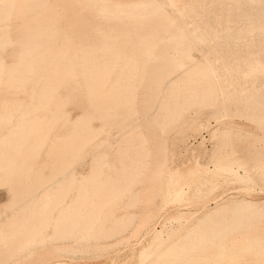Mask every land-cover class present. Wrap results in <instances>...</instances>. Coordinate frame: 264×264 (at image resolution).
Masks as SVG:
<instances>
[{"label":"rangeland","instance_id":"1","mask_svg":"<svg viewBox=\"0 0 264 264\" xmlns=\"http://www.w3.org/2000/svg\"><path fill=\"white\" fill-rule=\"evenodd\" d=\"M172 1L174 3L175 0H11L13 7L9 16L4 20L2 17L0 21L3 68L0 69V140H5L6 135L13 138L10 137L14 136L12 128L17 130L16 127L23 126L26 120L33 126L43 121V128L41 125L38 128L45 133L27 123L37 133H31L29 129L32 128L26 124L25 129L29 128L26 136H35L30 139L24 135L26 138L21 140L20 149L30 141L32 145L38 142L34 149L36 152L33 151L35 156L30 157L33 148L28 144L17 158L19 163L15 160L7 171L16 170L15 173L10 172L15 179L19 174L16 173L27 167L20 174L22 177L18 175L20 179L13 182L6 172L12 181L9 183L6 175H2L5 176L2 179L7 181L0 178V264H264V0H179L175 5ZM33 28L38 30H34L35 35ZM37 38L40 47L36 48L39 44ZM30 39L33 40L30 42ZM32 42L35 43L34 53L45 50V45L48 49L41 54L45 52L47 56L51 53L47 57L50 62L45 66L43 62L47 60L43 54V58L39 54V59H43H40L39 66L41 63L43 66L36 68L35 64L32 65L39 61L33 60L38 54L34 55L29 49H32ZM30 53L31 57L35 56L32 58L35 62L29 59ZM81 54L88 57L86 59L91 64L92 58H98V61L95 59L92 67L84 61L85 57L81 59ZM112 56L121 59L115 60ZM22 58L28 59L25 64L29 61L32 70L36 69L25 71L30 65L23 64ZM65 61L73 67L67 63L64 65ZM107 62L115 69L109 66L108 73L103 72L102 78L109 77L108 80L103 79L108 81L104 83L103 91L120 75L119 83L115 81L112 86L119 87L120 93L117 94L131 92L133 100L129 101V94V102L120 103L122 107L118 103V108L116 103L112 107L113 99H108L112 105H104L103 112L105 109L110 114L112 108H117L101 118L102 109L94 110L93 101L88 97L92 92L87 90L90 85L86 87L91 81L87 73L91 75L90 70L105 68ZM115 63L118 64L116 67L113 66ZM12 65L14 68L23 65L21 72L24 74H19L20 69H14ZM67 68L71 74L65 71ZM63 71L65 76L61 73ZM84 73L87 78L81 76ZM86 80L89 82L85 85ZM125 83L128 84V92H125L127 87L122 86ZM43 87H50L48 89L52 91L51 94L48 89L47 92L43 90L48 94V98L45 95L48 101L43 97L47 101L45 104L41 98L46 94L41 91ZM52 87L57 88L52 90ZM116 87L110 88V92L113 89V93L118 92ZM122 87L125 88L121 93ZM38 91L39 98L36 96ZM36 98H41L43 103ZM90 104L93 107L90 108ZM108 107H112L110 111ZM88 111L92 112L91 118ZM82 114H87L88 121V117L84 120ZM76 118L80 122L75 123V120L79 121ZM77 129L81 136L76 133ZM90 129L95 135L91 134L85 143L84 135ZM36 134L40 139H36ZM67 134L68 137L74 136L76 143H73L81 148L68 149L66 146L70 141L72 144L73 139L69 141ZM138 134L143 136H139L142 143L138 141ZM64 137L67 143L63 147L67 150L62 155L60 150L63 148L58 146L62 145ZM9 138L7 140H11ZM59 138L60 142L63 141L60 144ZM76 139L82 143L78 145ZM57 143L58 146L55 145ZM127 143L131 145L127 146ZM67 152L73 154L72 160L65 157ZM59 154L66 158L64 160H70L72 168H67L69 161L66 166L64 160V169L60 164L57 167L56 160H62ZM98 157L101 158L96 160ZM217 159L220 160L219 165L214 163ZM95 161H101L102 165ZM96 163L100 171L95 170ZM139 164L142 166L136 167ZM131 165H135L133 170L128 169ZM229 165L237 170V176L228 173ZM55 167L65 170V174L61 176L62 172ZM93 167L95 173L99 171L98 175L95 174L97 180L91 178ZM69 169H72V175ZM124 170L132 173L128 172L130 178ZM55 171L56 174L59 171V175L53 178ZM123 172L126 178H123ZM70 176L73 179L69 184L66 182ZM89 177L90 181L94 180L90 182ZM61 179L69 185L58 201L57 195L60 194L56 189L58 184L63 186ZM82 182L89 186H82ZM127 182L131 184L128 186ZM126 183L127 188L122 190ZM19 185L22 190L18 189ZM79 185L86 187L83 188L86 192L92 190H88L86 201H89L87 205L80 206L82 209L78 206L86 196L77 195L80 194L76 193ZM112 187L115 190L112 191ZM101 190L103 194L107 191L116 193V190L119 194L110 198L114 193L104 196ZM80 191L82 193L83 190ZM106 195L111 200L107 201L108 204L105 201L104 205L102 202L108 199ZM78 196H81V201ZM24 198H28L27 203L21 200ZM99 201L102 205L100 210ZM91 203L98 210L94 211L96 214L93 216L96 217L90 218V224L87 222L90 229L80 232L76 229L77 239L53 241L52 234L59 218L73 212L71 208L85 213L93 210ZM82 212L81 223L85 218L82 219ZM90 212L91 215L93 211ZM87 214L89 217L88 211ZM123 225L125 230L120 228ZM111 226L123 232L110 234ZM95 228L98 231L102 229L100 232L105 234L99 233L100 236L93 238ZM13 231L18 232L15 234ZM156 234L162 236L161 242L156 247H145L155 244L151 238ZM11 236L18 242L17 238L26 237L35 244L22 249L26 245L23 242L15 249L12 248L14 245L7 243ZM10 248L14 249L10 253H14L9 257Z\"/></svg>","mask_w":264,"mask_h":264},{"label":"bare ground","instance_id":"2","mask_svg":"<svg viewBox=\"0 0 264 264\" xmlns=\"http://www.w3.org/2000/svg\"><path fill=\"white\" fill-rule=\"evenodd\" d=\"M16 1H17V0H16ZM177 1H179V0H175L174 3L177 2ZM191 1H192V0H190V2H191ZM12 2H13V0H12ZM12 2H11V0H0V6H1V7H0V9H1V10H0V21L2 20V19H1L2 17H3V20H4V19H5V18H4L5 16H9L10 9L13 7V3H12ZM187 2H189V1H187ZM174 3H173V1H172V4H174ZM11 4H12V5H11ZM14 5H15V4H14ZM174 5H175V4H174ZM158 16H159V15H158ZM48 28H49V27H48ZM40 29H41V28H40ZM42 29H44V28H42ZM34 30H35V29L33 28V31H34ZM48 30H49V32H50V29H48ZM35 31H36V30H35ZM35 31H34V35H35ZM41 31H42V30H41ZM43 31H44V30H43ZM45 31H46V28H45ZM45 31H44V32H45ZM36 32H38V30H37ZM46 32H47V31H46ZM49 32H48V33H49ZM39 33H40V32H39ZM37 34H38V33H37ZM37 34H36V35H37ZM45 34H46V33H45ZM49 34H50V33H49ZM2 35H3V34H2ZM34 35H33V36H34ZM46 35H47V34H46ZM39 36H40V35H39ZM41 36H42V35H41ZM41 36H40V37H41ZM0 37H1V36H0ZM47 37H48V36H47ZM39 39H40V38H39ZM44 39H46V38H44ZM0 40H1V39H0ZM32 40H33V39H30V42H31ZM40 40H42V39H40ZM2 41H3V40H2ZM2 41H1V42H2ZM7 42H8V41H7ZM27 42H29V41L27 40ZM37 42H38L39 44L36 45V48H37L38 46L40 47V42L38 41V38H37ZM37 42H36V44H37ZM32 43H33V42H32ZM32 43H31V45H32V49H31V47H30L29 49L34 53V51H35V50H34V47H35V46L33 47V45H34L35 43H33V44H32ZM41 43H44V42L42 41ZM27 44H29V43H27ZM27 44H26V45H27ZM24 45H25V44H24ZM24 45H23V46H24ZM44 45H45V44H44ZM51 45H52V44H51ZM51 45H50V47H51ZM53 45H54V44H53ZM1 46L3 47V44H2ZM20 46H21V45H20ZM41 46H42V44H41ZM48 46H49V45H48ZM46 47H47V46L45 45V50L48 49V48H46ZM24 49H25V48H24ZM29 49H28V50H29ZM39 49H40V48H39ZM42 49H43V48H42ZM49 49H51V48H49ZM103 49H104V48H103ZM107 49H110V48H107ZM107 49H106V50H107ZM112 49H113V48H112ZM45 50H43V51H45ZM85 50H86V49H85ZM87 50H88V49H87ZM95 50H96V49H95ZM24 51H25V50H24ZM43 51H41V52H43ZM49 51H50V50H49ZM92 51H93V50H92ZM108 51H109V50H108ZM108 51H106V52L108 53ZM22 52H23V51H22ZM37 52H38V51H37ZM41 52H40L39 54H40V56L43 58L42 54L44 55L45 52L42 53V54H41ZM50 52H51V51H50ZM83 52H84V51H83ZM111 52H112V50H111ZM118 52H119V51H118ZM25 53H26V52H25ZM27 53H28V51H27ZM48 53H49V52H48ZM48 53H47V54H48ZM107 53H106V54H107ZM116 53H117V52H116ZM21 54H22V53H21ZM37 54H38V53H37ZM37 54H36V52L34 53V55H36V56H37ZM39 54H38L37 58H33V57H35L34 55H33V57H31V53H30V56H28L29 59H31V60H32V58H33V60H35V59L39 60L38 63L32 60L33 62H35V63H32V65L35 64V65H33V66H34V67L36 66V68H38L39 63H40V59H41V58L39 59V57H40ZM47 54H46V55H47ZM49 54H51V53H49ZM49 54H48V55H49ZM113 54H114V52H113ZM23 55H25V56L27 57L28 54H23ZM48 55H47V56L44 55V58L46 57L45 60H47V57H49ZM90 55H91V53H90ZM90 55L88 54L87 56L90 57ZM110 55H112V53H110ZM115 55H116V54H115ZM118 55H119V54H118ZM20 56H21V55H20ZM50 56L52 57V55H50ZM70 56H71V55H70ZM80 56H82L81 59L84 58V57H85V59L88 58V57H86V56H83V54H81ZM80 56H79V61H80ZM21 57H22V56H21ZM23 57H24V56H23ZM30 57H31V58H30ZM93 57H95V56H93ZM112 57H113V56H112ZM117 57H118V56H117ZM120 57H121V56H120ZM91 58H92V57H90V59H91ZM110 58H111V57H110ZM113 58H114V57H113ZM118 58H119V57H118ZM118 58H116V56H115L114 59L116 60V59H118ZM20 59H21V58H20ZM22 59H23V61H22L23 64H25V60H28L27 58H25V59L22 58ZM65 59L68 60V59H70V57H69V58L66 57ZM95 59L97 60L98 58H95ZM95 59L92 58L91 61H93V60L95 61ZM114 59L111 60V61H114ZM120 59H121V58H119L118 60H120ZM16 60H17V58L15 59V61H16ZM41 60H43V59H41ZM45 60H44V61H45ZM49 60H50V58H48L47 61L43 62V63H44V66H45V63L47 64V62H50ZM63 60H64V59H63ZM103 60H104V59H103ZM103 60H101L102 65L105 64V63L103 64V62H102ZM105 60H106V57H105ZM108 60H109V59H108ZM18 61H20V60H18ZM32 61H30V62H32ZM51 61H52V60H51ZM81 61L83 62V60H81ZM81 61H80V62H81ZM84 61H86V63H88L89 65L91 64V62H89L90 60H88V59H86V60H84ZM87 61H88V62H87ZM94 61H93V63H94ZM97 61H98V60H97ZM111 61H109V62L112 63ZM16 62H17V61H16ZM61 62H62V61H61ZM70 62H71V60H70ZM70 62L68 61V63H67V62L65 61L64 65H65L66 63L69 64ZM80 62H79L78 65H80ZM82 62H81V63H82ZM109 62H107L108 64L106 63L105 68L103 67V69H102L101 67H99V68L97 69V71H92V70H90V74H91V75H89V73L86 72V73L88 74V76H89V77H88L89 80H91V81L89 82V80H86L85 83H84V84L86 85V84H87V81L89 82L88 86H86V87H89V85H90V89H87V90H88V92H89L90 90H91V92H92V95H91V93H90V95H89L88 97H89L90 100L92 99V101H93V104H94V107H95V108H93V109H94V110H95V109H96V110H97V109H100V110L102 109V112H103V107H104V105H106L107 103H109L112 99H113V101H112V102H113V105L111 104L112 102L109 103V104H107V105L110 106V104H111L112 107H113L114 104L116 103V106H119L120 103H123V102H126V101L129 100V97H128V96H129V94L131 93V92H129V94H127V93H126V94H125V93L123 94V93H122V92H124L123 88H125V87L128 86V84H126V83H125L126 85H122V86H125V87H122V90H123V91H121V93H122L123 95H122V94H117V93H120V90L118 89L119 87H116V86H114V87H116L117 91H118V90H119V91H118V92L115 91V93H113V90H114V89H113V90H112V93L110 92L111 89L114 88V87L112 86V84H113L115 81H117L116 83H119V82H118L119 79L121 80V78H119L120 75L117 76V78H116V79H118V80H115L113 83L111 82L112 84L110 83V85H111L112 87L108 85L109 87H107V89L104 88V89H106V90L109 89L107 93H105L106 90H104L105 92L103 91L104 83H108V81L105 82V80H103L105 77L102 78V76H104V75H103V74H104L103 72L108 73L109 68L111 67V66H110L111 64H110ZM14 63H15V62H14ZM17 63H18V62H17ZM36 63H37V65H36ZM43 63H41L42 66H43ZM93 63H92V64H93ZM101 63H100V65H101ZM113 63H114V62H113ZM118 63H119V61H118ZM19 64L21 65L22 63L19 62ZM26 64H29V61H26ZM26 64H25V65H26ZM41 64H40V66H41ZM84 64H85V63L83 62V65H84ZM92 64H91V66L93 67L94 64H93V65H92ZM96 64H97V63H96ZM109 64H110V65H109ZM129 64H131V63H129ZM15 65H17V64H15ZM29 65H30V66H26L25 71L28 72V71L31 70V72H33L36 68H33V70H32V67H31L32 65H31V63H30ZM69 65H71V64H69ZM69 65H68L67 67H69ZM72 65H73V64H72ZM72 65H71V66H72ZM86 65H87V64H86ZM89 65H88V67H89ZM97 65H98V64H97ZM116 65H118V64L115 63L113 66L116 67ZM127 65H128V64H127ZM127 65L125 64V66H127ZM1 66H2V63H1V59H0V69H1ZM12 66H13V68H14V65H12ZM12 66H11V67H12ZM40 66H39V68H40ZM42 66H41V67H42ZM71 66H70V67H71ZM80 66H81V65H80ZM109 66H110V67H109ZM215 66H216V65H215ZM19 67H20V66H19ZM22 67H23V65H22ZM22 67H21V68H22ZM27 67H28L29 69H27ZM54 67H55V65H54ZM54 67H53V68H54ZM60 67H63V66H60ZM60 67H59V68H60ZM65 67H66V66H65ZM72 67H73V66H72ZM82 67H83V66H82ZM86 67H87V66H86ZM97 67H98V66H97ZM13 68H12V69H13ZM21 68L16 67V68H14V69H20V70H19V71H20L19 74H24V72H23V73L21 72V71H22ZM30 68H31V69H30ZM56 68H57V65H56ZM84 68H85V65H84ZM84 68H83V70L85 71ZM100 68H101V70H99ZM111 68H112V67H111ZM111 68H110V69H111ZM113 68H114V67H113ZM113 68H112V69H113ZM2 69H3V68H2ZM2 69H1V70H2ZM5 69H6V68H5ZM9 69H10V71L12 70L10 67H9ZM9 69H8V70H9ZM14 69H13V71H14ZM22 69H23V68H22ZM54 69H55V68H54ZM60 69H61V68H60ZM88 69H90V67H89ZM95 69H96V68H95ZM95 69H94V70H95ZM114 69H115V68H114ZM114 69H113V70H114ZM23 70H24V69H23ZM63 70H65V69H63ZM69 70H70V68H69ZM71 70H72V68H71ZM71 70H70V71H71ZM80 70H81V68H80ZM53 71H54V70H53ZM65 71H68V68H67V70H65ZM72 71H73V70H72ZM81 71H82V70H81ZM81 71H80V72H81ZM84 71H83V72H84ZM91 71H92V72H91ZM110 71H112V70H110ZM15 72H18V71H15ZM31 72H30V73H31ZM51 72H52V71H51ZM93 72H95V73H93ZM1 73H2V72H1ZM1 73H0V74H1ZM59 73H60V72H59ZM61 73H64V71L61 72ZM61 73H60L61 76H60L58 73H56V75L58 74V75L62 78L63 75L65 76V73H64L63 75H62ZM68 73L71 74L72 72H69V71H68ZM106 73H105V75H106ZM110 73H111V72H110ZM110 73H109V75H110ZM27 74H29V73H27ZM81 74H82V73H81ZM68 75H69V74H68ZM75 75H76V74H75ZM84 75H85V73H84L83 75H81V76L84 77ZM107 75H108V74H107ZM107 75H106V76H107ZM0 76H1V75H0ZM39 76H40V75H39ZM82 77H81V78H82ZM84 78H87V75H86V77H84ZM108 78H109V77H108ZM108 78H105V79L108 80ZM59 79H60V78H59ZM59 79H58V80H59ZM112 79H113V78H112ZM82 80H83V82H84L85 79L82 78ZM56 81H57V80H56ZM103 81H104V82H103ZM50 82H51V81H50ZM52 82H53V81H52ZM116 83H115V84H116ZM54 84H55V82H54ZM84 84H83V85H84ZM115 84H114V85H115ZM85 85H84V86H85ZM117 85L120 86V84H117ZM131 85H132V84H131ZM46 86H47V84H46ZM52 86H53V85H52ZM55 86H56V84H55ZM105 86H106V85H105ZM132 86H133V85H132ZM86 87H85V88H86ZM129 87H130V86H129ZM48 88H50V87H48ZM48 88H44V87H43L41 91H43V90L45 89V91L47 92V89H48ZM55 88H57V87H54V88L52 87L51 89L53 90V89H55ZM110 88H111V89H110ZM116 89H115V90H116ZM120 89H121V88H120ZM127 89H129V88H128V87L125 88V90H126L125 92H128ZM48 91H49L50 93L52 92V91H50L49 89H48ZM55 91H56V90H55ZM85 91H86V90H85ZM31 92H32V91H31ZM34 92H35V91H34ZM39 92H40V91L37 92L36 96L39 95V94H38ZM43 92H44V91H43ZM46 92H44V93H46ZM49 92H48V93H49ZM109 92H110V93H109ZM86 93H87V92H86ZM40 94H41V93H40ZM51 94H52V93H51ZM87 94H88V93H87ZM42 95H43V96H42ZM42 95H41V98H42V99H43V97H45V95H47V98H48V94H47V93H46V94H42ZM36 96H35V97H36ZM49 96H50V95H49ZM52 96H55V95H52ZM52 96H51V97H52ZM131 96L133 97V95L130 94V98H131ZM39 97H40V95H39L37 98H39ZM32 98H33V97H32ZM37 98H36V99H37ZM41 98H40V99H37V100H41L40 103L42 104V103L44 102V104H45V101L47 100V98L45 97L46 100L43 99L44 101H43ZM110 98H111V99H110ZM49 99L51 100L50 97H49ZM108 99H109L110 101H109ZM31 100H32V99H31ZM37 100H36V101H37ZM50 100H49V101H50ZM62 100H63V99H62ZM107 100H108L109 102H107ZM132 100H133V99L131 98V100H129V101L132 102ZM42 101H43V102H42ZM47 101H48V100H47ZM47 101H46V102H47ZM59 101H61V100H59ZM129 101H128V102H129ZM37 103H39V101H37ZM40 103H39V104H40ZM89 103H90V101H89ZM118 103H119V104H118ZM58 104L61 105V104H62V101H61V104H60V102H59ZM93 104H92V105H93ZM90 105H91V104H90ZM92 105L90 106V108L93 107ZM107 105H106L105 107H107ZM121 105H122V104H120V106H121ZM123 105H124V104H123ZM125 105H126V103H125ZM128 105H129V104H128ZM128 105H127V109H130V108H128ZM130 105H131V103H130ZM116 106H115V108H117ZM120 106H119L118 108H120ZM105 107H104V108H105ZM112 107H108L107 109L110 111L109 108H112ZM121 107H122V106H121ZM129 107H130V106H129ZM58 108H59V107H58ZM58 108H57V110L60 111L61 106H60V109H58ZM115 108H112V109H115ZM112 109H111V113H112ZM94 110L92 111L93 114L95 113ZM117 110H118V109H117ZM173 110H174V108H173ZM173 110H172V111H173ZM9 111H10V110H9ZM104 111H105V112H103V113L100 115V117H101L103 114L106 113V110H105V109H104ZM168 111H169V110H168ZM57 112H58V111H57ZM57 112H56V113H57ZM88 112H89V111H88ZM92 112H89L91 115L87 113L88 115H90V118L92 117ZM99 112H100V111H99ZM170 112H171V111H170ZM97 113H98V112H97ZM97 113H96V114H97ZM111 113H110V114H111ZM172 113H173V112H172ZM172 113H170L171 116L174 115V113H173V115H172ZM57 114H58V113H57ZM87 114H85V115L82 114V116L84 115V116H83V117H84V118H83L84 120H85ZM96 114H95V115H96ZM106 114H107V115H110V114H108V113H106ZM106 114L104 115V117H107ZM175 114H177V113H175ZM10 115H11V114H10ZM21 115H22V114H21ZM6 116H7V115H6ZM6 116H5V118H7V117L9 116V113H8V116H7V117H6ZM60 116H61V115H60ZM98 116H99V115H98ZM1 117H2V116H1ZM1 117H0V118H1ZM53 117H54V116H53ZM87 117H88V116H87ZM167 117H168V116H167ZM3 118H4V116H3ZM79 118H80V116H79ZM93 118H94V117H93ZM98 118H99V117H98ZM101 118H103V117H101ZM170 118H171V117H170ZM172 118H173V117H172ZM49 119H50V118H49ZM62 119H63V118H62ZM76 119L79 120L78 118H76ZM80 119H82V118H80ZM87 119H89V117L86 118V120H87ZM22 120H25V119H22ZM28 120H29V119H28ZM32 120H33V119H32ZM36 120H37V119H35L34 121H36ZM51 120H52V118H51ZM84 120H82V122H83ZM90 120H91V119H90ZM172 120H173V119H172ZM3 121H4V120H3ZM30 121H31V119H30ZM34 121H33V122H34ZM46 121H47V120H46ZM87 121H88V120H87ZM87 121H86V122L84 121V122H85V125L88 124ZM169 121L171 122V119H170ZM42 122H43V121H42ZM42 122H41V124H42ZM48 122H50V121H48ZM76 122H80V120H79V121H76V120H75V123H76ZM84 122H83V123H84ZM18 123H19V122H17V124H18ZM27 123H28L29 125H32V124H31L32 122L29 123V122L26 120V121H24V124H23V121H22L23 126H19L18 128L16 127L17 130H15V129L12 128V130H13V135H14V136H10L11 134H8V136L13 137V138L6 137L7 135L5 136V135L3 134V137L5 136L4 138H6V139H5V140H4V139H3V140H0V170H1V171L3 170V171L5 172V174H4V172L2 171L3 174L1 173V177H0L1 179L5 177V176L3 177L2 175H6L7 173H9V175L11 176V178L13 177V175H11V173H12V172L15 173L16 170H15V171H12V170L10 169L12 172H11V171H10L11 173H10V172H7V171L9 170V168H10V164H12L13 162H15V160L18 161L17 158H18V159L20 158V157H19V156H20V153L24 150V148H27V147H28V144H31L29 147H30V148H33V149H31L32 154H30V157H32V155H33V151H34V149H35V145H36V144L38 145V142H37L35 145L33 144L34 147H31V146H33V145H32V142H31V141L29 142V140H27V141L29 142V143L27 144V146H25L26 143L24 142V143H25V144H23L24 147L22 146L21 149H20V144L23 143L21 140L24 139V138H26V137H28V136H26V134H28V131H26V130L29 129V128L25 129L26 126H27V127L29 126ZM35 123H36V122H35ZM35 123H33V124L36 125ZM103 123H104V122H103ZM17 124L15 123V126H18ZM19 124H21V123H19ZM22 124H21V125H22ZM26 124H27V125H26ZM37 124H38V125H36V126H33V125H32V126L38 128V127L41 125V124L38 123V122H37ZM79 124H80L79 126H81L82 123H79ZM25 125H26V126H25ZM46 125H47V124H46ZM76 125H77V124H76ZM76 125H75V126H76ZM32 126H29V127L32 128ZM75 126H74V128H75ZM82 126H83V124H82ZM82 126H81V127H82ZM40 127H42V125H41ZM45 127H46V126H45ZM81 127H78V126H77V128H79V129H81ZM83 127H84V126H83ZM89 127H90V126H89ZM42 128H43V127H42ZM74 128H73V129H74ZM84 128H85V127H84ZM34 129H35V128H34ZM39 129H40V128H38L37 130H39ZM46 129H48V128H46ZM75 129H76V128H75ZM9 130H10V129H9ZM29 130H30V131L32 130L31 133H33V132H35V131H36V133H37V130H34V131H33V128H32V129H29ZM81 130H82V129H81ZM85 130H86V129H85ZM30 131H29V132H30ZM39 131H40L41 133H43L42 131H44V130L42 129V131H41V130H39ZM77 131H78V132H77ZM93 131H94V130H93ZM93 131H91V129H90V131H89L88 133L86 132L87 134H89L88 136H87V134L85 133L86 136L84 135V137H85V138L87 137L86 139L83 137L84 140H85V143H86V140H87V139L91 138V137H89V136H91V134H92V135H95V134L92 133ZM11 132H12V131H11ZM11 132L9 131V133H11ZM25 132H27V133H25ZM40 132H38V133H40ZM46 132H47V131H46ZM90 132H91V133H90ZM128 132H129V131H128ZM41 133H40L39 135L42 136V135L45 133V131H44L43 134H41ZM73 133H75V132H73ZM76 133H77V134L80 133L79 135L81 136V131H79L78 129L76 130ZM5 134H7V133H5ZM29 134H30V133H29ZM77 134H76L75 136H77ZM83 134H84V133H83ZM24 135H25L26 137L23 138ZM31 135H32V136L29 135L28 138L33 139V138H31V137H33V135L35 136V134H31ZM125 135H126V134H125ZM36 136H37V134H36ZM65 136H66V135H65ZM68 136H69V134H67V137H68ZM129 136H130V134H129ZM129 136H128V137H129ZM139 136H140V137H143V136L138 134V141L140 140L139 142L142 143L143 140H141ZM43 137H44V136H43ZM72 137L74 138V136H72V135H70V137H68V138H70L69 141L73 139ZM88 137H89V138H88ZM128 137H127V138H128ZM7 138H9V139H11V140H7ZM35 138H36V137H34V140H35ZM71 138H72V139H71ZM77 138H79V140H80V137H79V136H77ZM83 138L81 137V139H83ZM129 138L131 139V137H129ZM1 139H2V138H1ZM36 139H40V138H38V136H37ZM60 139H61V138L57 139L58 142H59V144L63 142V141L60 142ZM64 139H65V140H64ZM64 139H63L64 142L62 143V145H60V146H62V147L58 146V143L55 144V145H57L59 148H63V150H62V149H61V150L59 149V150L63 153L62 155H65V151L67 150V148H68V149L71 148V150H72V149H74V148H76V147H77V148L80 147V146L78 147L77 144H76V145L74 144V143H76L74 139L72 140V144H74V147H72L71 141L68 142V145L71 144V147H69L70 145H69V146H68V145L66 146V143H67V142H66V138L64 137ZM143 139H144V138H143ZM25 140H26V139H25ZM34 140H32V141H34ZM77 140H78V139H76V141H77ZM79 140L77 141L78 145H79L80 143H82V140H81V142H80ZM128 140H129V139H127V142L129 143ZM73 141H74V143H73ZM130 141H131V140H130ZM34 142H35V141H34ZM42 142H43V141H42ZM65 142H66V143H65ZM128 143H127V146H130L131 144L129 145ZM130 143H132V142H130ZM63 144L67 147L66 149H65V147H63V146H64ZM83 144H84V142H83ZM83 144H81V145H83ZM99 144H101V143H99ZM99 144H98V145H99ZM139 144H140V143H139ZM37 145H36V147H37ZM22 148H23V149H22ZM80 148H81V147H80ZM36 149H37V148H36ZM27 150H28V149H27ZM27 150H25V152H28V151H29V150H28V151H27ZM57 150H58V148H57ZM57 150H55L54 152L57 153ZM64 150H65V151H64ZM75 150H76V149H75ZM75 150H74V151H75ZM37 151H38V149H37ZM72 151H73V150H72ZM72 151H68V152L71 153ZM76 151H77V150H76ZM25 152H24V154H25ZM34 152H36V150H35ZM68 152H67V154H69ZM143 152H144V151H142V153H143ZM22 153H23V152H22ZM30 153H31V152H30ZM56 153H55V155H57ZM145 153H146V151L144 152V154H145ZM26 154L29 155V153H26ZM67 154H66L65 157H66L67 159L72 160L71 157L73 156V154H72V155L69 154L70 156H68ZM103 154H104V153H103ZM21 155H22V154H21ZM62 155H60V154L58 155V156L60 157V159H62V160L59 161V159H58L59 157H57L58 160L55 159V160L57 161V162H56V161H55V162L57 163V167H58V164H60L59 166L63 168V167H64V164H63V163H64V162H63L64 159H63V158H65V157L63 156V158H62V157H61ZM141 155L143 156V154H140V156H141ZM145 155H147V154H145ZM34 156H35V155H33V157H34ZM142 156H141V157H142ZM22 157H23V155H22ZM25 157H26V156H25ZM68 157H69V158H68ZM138 157H139V156H138ZM141 157H140V158H141ZM145 157H146V156H145ZM66 158H65V159H66ZM74 158H75V157H74ZM100 158H101V157H100ZM100 158L98 157V158H96V160H97V159L99 160ZM24 159H25V158H24ZM21 160H22V159H21ZM70 160H68L69 163H68V161L64 160L66 166H68V164H69V166H68L67 168H69V167L72 168V165H71ZM22 161H23V160H22ZM58 161H59V162H58ZM20 162H21V161H20ZM60 162H62V163H60ZM95 162H97V161H95ZM99 162H100V163H99ZM137 162H138V161H137ZM137 162H136V163H137ZM16 163H17V162H16ZM16 163H15V165H16ZM18 163H19V161H18ZM23 163H25V161H24ZM67 163H68V164H67ZM97 163L100 164V165H102L101 161H98ZM97 163H96V167L94 166V167H95V170H96V169H99V168H97V167H98ZM140 163H144V162H140ZM214 163H215L216 165H219L220 160L217 159V160L214 161ZM61 164H63V166H61ZM94 164H95V163H94ZM144 164H145V163H144ZM12 165H14V164H12ZM70 165H71V166H70ZM100 165H99V166H100ZM139 165H140V164H139ZM145 165H146V164H145ZM216 165H215V166H216ZM133 166H135V165L128 166V167H130V168H128V169H132V170H133V168H134ZM141 166H142V165H140V166H136V167L139 168V167H141ZM94 167H93V170L91 171L92 175H93V172H94ZM12 168H13V166H12ZM26 168H27V167H25V169H26ZM67 168H66V169H67ZM100 168H101V166H100ZM138 168H137V170H138ZM142 168H145V167H142ZM227 168H228L227 171H228L229 174H233V175H236V176L238 175V174H237V170H234V169H233V166L231 167V166L229 165V167H227ZM13 169H14V168H13ZM21 169H22V168H20V170H21ZM23 169H24V168H23ZM23 169L21 170V172L18 171L16 174L19 173L18 175H20L22 172H25V171H24L25 169H24V170H23ZM55 169H58V168L55 167ZM63 169H64V168H63ZM124 169H127V168H124ZM128 169H127V170H128ZM58 170L62 172V174L60 173L61 176H63V175L65 174V173H64L65 170H61V168H59ZM67 170H68V169H67ZM70 170L72 171V169H69V171H68L69 173H71ZM139 170H140V169H139ZM222 170H223V168H222ZM59 171H58V172H59ZM99 171H100V169H99ZM99 171H98V173H99ZM124 171H125V170H124ZM6 172H7V173H6ZM58 172H57V174H56V171H55L54 174H56V175L53 174V178H55L54 176H58V175H59ZM96 172H97V171H96ZM125 172H126V171H125ZM128 172H129V174H132V173H130V171H128ZM128 172H126V173L128 174ZM131 172H132V171H131ZM133 172H134V171H133ZM63 173H64V174H63ZM98 173H95V172H94V175H93V176L91 175V178L94 177V179H96V178H95V174L98 175ZM16 174H14V176H15ZM22 174H23V173H22ZM22 174H21V175H22ZM67 174H68V173H67ZM123 174H124L123 176H125V173H124V172H123ZM129 174H128V177H127V175H126V176L123 177V178H126V177H127V178H130V177H129ZM135 174H136V173H135ZM7 175H8V174H7ZM7 175H6V177H7L6 179L9 178V176H7ZM18 175L15 176V179H20V176H21V175H20V176H18ZM70 175H72V173H71ZM97 175H96V177H97ZM17 176H18L19 178H18ZM61 176H59V177H61ZM88 176H90V174H89ZM88 176H86V177L88 178ZM130 176L132 177V175H130ZM21 177H22V176H21ZM59 177H57V178H59ZM68 177H69V176H68ZM70 177H71V178H69V179L67 178L68 181H67V179H66V181H67L66 183H68L70 179H73V178H72L73 176H70ZM13 178H14V177H13ZM13 178H12V179H13ZM53 178H52V179H53ZM84 178H85V177H84ZM1 179H0V180H1ZM6 179H5V181H7ZM12 179L9 178V179H8V182L10 183V182L12 181ZM15 179H13V182L15 181ZM21 179H22V180H25V179H23V178H21ZM82 179H83V178H82ZM94 179H91V181L94 180ZM2 180H3V179H2ZM22 180H20L21 183H22ZM55 180H56V179H54V181H52V180H51V181H52V182H55ZM57 180H58V179H57ZM79 180H81V179H79ZM79 180H78V181H79ZM87 180H88V179H87ZM96 180H97V179H96ZM99 180H100V179H99ZM124 180H125V179H124ZM124 180H123V181H124ZM130 180H131V179H130ZM132 180H133V179H132ZM132 180H131V181H132ZM3 181H4V180H3ZM5 181H4V182H5ZM61 181H62V183H63V186L60 185V184H58V185H59V188H60V189H59V188H58V189H59L60 191H59L58 189H56V190H57V193L60 194V195H57L58 198H59L60 196H61V198H62V196H64V194H65V190H66V188H68V185L70 184V182H69V184L67 185L62 179H61ZM61 181H59V182L61 183ZM73 181H74V180H73ZM83 181H85V179H83ZM89 181H90V177H89ZM89 181H87V182H88L87 184H89ZM91 181H90V182H91ZM128 181H129V180H128ZM131 181H130V182H131ZM13 182H12V183H13ZM71 182H72V180H71ZM95 182H96V181H95ZM99 182H100V181H99ZM130 182H129V183L127 182V183H128V186H129V184H131ZM21 183H20V185H21ZM56 183H58V181H57ZM64 183H65V184H64ZM83 183H84V182H82V186H87V185H85L86 182H85L84 185H83ZM93 183H94V181H93ZM93 183H91V184H93ZM104 183H105V182H104ZM124 183H125V181H124ZM124 183H123V184H124ZM127 183L125 184L126 186H124V188H123L122 190H124L125 187L127 188ZM16 184H17V183H16ZM171 184H172V183H171ZM20 185H19V186H20ZM77 185H78V184H77ZM77 185H76V186H77ZM80 185H81V183H80ZM80 185L78 186V188H79L78 191H79V192H76V193H80V194H77V195H82V198H85V196H86V198H85V200L83 199L82 203L80 202L82 205H81V204H80L79 206L77 205L79 208H81L80 206H83V204H84V205H87L86 202L89 201V200L86 201V199L89 197V194H88L89 192H88V190L92 192V190L88 189V190H87L88 193H87V192L85 191L86 189H83V188H86V187H81ZM93 185H94V184H93ZM95 185H96V184H95ZM95 185L92 186V187H96ZM98 185H99V183H97V188H96L97 191L99 190ZM32 186H33V185H32ZM32 186H31L32 191H34V188H35V187H34V186L32 187ZM60 186H61V187H60ZM88 186H89V185H88ZM88 186H87V187H88ZM9 187H10V185H9ZM13 187H14V186H13ZM21 187H22V186H20V188H18V189L22 190ZM80 187H81L82 189H80ZM92 187L90 186L91 189H92ZM61 188H62V189H61ZM78 188H77V189H78ZM112 188H113V187H112ZM13 189H14V188H13ZM18 189H17V193L20 194L21 191L18 190ZM102 189H103V188H102ZM116 189L119 190L118 188H116ZM35 190L38 191V188H36ZM80 190L85 191V192L82 191V193H86V194H88V195H86V194H85V195L82 194ZM106 190H107V189H105V191H106ZM108 190L111 191L110 188H108ZM113 190H115V188H113L112 191H113ZM117 190H116V193H117ZM175 190L177 191L178 189H175ZM175 190H174V191H175ZM18 191H20V192H18ZM25 191H26V190H25ZM32 191H31V193H32ZM41 191L43 192L44 189L42 188ZM41 191H40V192H41ZM76 191H77V190H76ZM93 191H94V188H93ZM110 191H109V192H110ZM119 191L122 192L121 190H119ZM119 191H118L117 194H119ZM11 192H12V191H11ZM38 192H39V191H38ZM94 192H96V190H95ZM102 192L104 193V191L101 190L100 193H102ZM109 192L107 191L105 194H107V193H109ZM114 192H115V191H114ZM114 192H112V193L110 192V193L113 194ZM15 193H16V192H15ZM15 193H13V194H15ZM17 193H16V196H18ZM31 193H30V194H31ZM33 193H35V192H33ZM33 193H32V194H33ZM55 193H56V191L54 192V194H55ZM57 193H56V194H57ZM103 193H102V194H103ZM116 193H114L113 196L111 195L110 198L117 196ZM175 193H176V195L178 194L177 192H175ZM35 194H36V193H35ZM105 194H103V195L105 196ZM115 194H116V195H115ZM136 194H137V193H136ZM83 195H84V197H83ZM103 195H99V196H101V199H104V197L102 198ZM174 195H175V194H174ZM14 196H15V195H14ZM16 196H15V197H16ZM30 196H31V195H29V197H30ZM32 196H34V195H32ZM48 196H49V195H48ZM48 196H46V198H48ZM55 196H56V195H55ZM87 196H88V197H87ZM106 196H107V195H106ZM108 196H109V195H108ZM108 196H107V198H108L107 200H104V201L102 200L103 202L101 201L102 204H103L105 201H106V203H107L108 200H111ZM18 197H19V196H18ZM20 197H21V196H20ZM80 197H81V196H80ZM80 197L78 196L77 198L80 199ZM95 197H96V196H95ZM97 197H98V195H97ZM134 197H136V196H134ZM16 198H17V197H16ZM58 198H57V200L60 201V198H59V199H58ZM77 198H76V199H77ZM13 199H14V198H13ZM19 199H20V198H19ZM19 199H18V200H19ZM26 199H28V198H26ZM26 199L24 198V199H21V200L25 201ZM29 199H32V197H30ZM54 199H55V201H56V197H54ZM54 199H52V200H54ZM96 199H97V198H96ZM98 199L101 200L100 197H99ZM98 199H97V200H98ZM105 199H106V198H105ZM133 199H135V198H133ZM39 200H40V199H39ZM39 200H38V201H39ZM61 200H62V199H61ZM81 200H82V199H80V201H81ZM97 200H96V201H97ZM28 201H29V200H28ZM62 201H63V200H62ZM62 201H61V202H62ZM76 201H77V200H76ZM84 201H85V202H84ZM96 201H95V202H96ZM18 202H19V201H18ZM29 202H30V201H29ZM29 202H28V203H29ZM61 202H57V203H61ZM95 202H94V203H95ZM22 203H23V202H22ZM25 203H27V200H26ZM25 203H24V204H25ZM85 203H86V204H85ZM96 203H98V202H96ZM106 203H104V205H105ZM18 204H19V203H18ZM91 204H92V203H91ZM107 204H108V203H107ZM19 205L22 206V204H19ZM99 205H100V201H99ZM99 205H98V208L102 206V205H100V206H99ZM104 205H103V206H104ZM69 206H70V205H69ZM77 206H75V209L77 208ZM92 206L94 207L93 210H87L88 213H89V217H88L87 211H86V213H85L83 210H82V211H83L84 213L81 211L83 214H85V215L87 214L86 216H84V215L82 214V219H83V217H85L84 220L81 219V220H82V223L79 221L80 216H81V214H80L81 212H80V211H77V210H79L78 208H77L76 210H73V208H71L73 212L70 211V213H69V214L67 213V215L63 214V217L59 218V220H58V217H57L56 220H58V221H57V222H58V225H55V230H54V233L52 234V235H53V236H52V237H53V241H57L58 239L60 240V239H63V238H66V239H69V240H71V239H77L76 229L79 230V232L82 231V230L84 231V229H90V228H87V226H88V225H87V222H89V224H90V221H89V220L92 219L91 217L93 216V213H94V215L96 214L94 211H96V209H97V206H96V208H95V205L92 204ZM92 206H91V207H92ZM18 207H19V206H18ZM25 207H26V206H25ZM84 207H85V206H84ZM84 207H83V209H84ZM23 208H24V207H23ZM23 208H22V209H23ZM51 208H52V207H51ZM51 208H50V209H51ZM66 208L69 209L68 204H67V207H66ZM66 208H65V209H66ZM101 208H102V207H101ZM12 209H13V208H12ZM81 209H82V208H81ZM88 209H91V208H88ZM94 209H95V210H94ZM17 210H18V209H17ZM19 210H21V208H19ZM97 210H98V209H97ZM99 210H100V208H99ZM90 211H93L91 215H90V213H91ZM49 212H50V211H49ZM67 212H68V211H67ZM96 212H97V211H96ZM46 215H47V214H46ZM58 215H59V214H58ZM64 215H65V216H64ZM133 215H135V214H133ZM133 215H132V216H133ZM59 216H61V215H59ZM132 216H131V218L134 219V217H132ZM86 217H87V218H86ZM94 217H96V216H93V218H94ZM90 218H91V219H90ZM131 218L129 217L130 220H131ZM201 218H202V217H201ZM201 218H199V219H201ZM204 219H205V218H203V220H204ZM207 219H208V218H207ZM30 220H31V219H30ZM204 221H205V220H204ZM204 221H203V222H204ZM208 221H209V220H208ZM57 222H56V224H57ZM115 222H116V221H115ZM127 222L130 223L129 220H128ZM195 222H196V221H195ZM200 222L202 223V219L200 220ZM200 222L197 221V224H198V223L200 224ZM19 223H20V222H19ZM92 223H94V222H92ZM204 223H205V222H204ZM206 223H208L207 220H206ZM47 224H48V223H47ZM124 224H125V223H124ZM91 225H92V224H91ZM125 225H126V224H125ZM24 226H25V225H24ZM115 226H116V224H115ZM28 227H29V226H28ZM111 227H112V226H111ZM113 227H114V226H113ZM113 227H112V229H110L109 232H111L110 234H113V233H114V235H116V233L118 234V231H120V232L122 231V229H120V228H123V229H124L125 226H124V225H123V227L120 226V228H118V227H114V228H117V229H120V230L114 229ZM125 228H126V227H125ZM15 229H16V228H15ZM27 229H28V228H27ZM97 229H99V228H97ZM113 229H114V230H113ZM100 230L102 231V229H100ZM100 230L98 231V230H96V228H95V230H93V231H95L93 238H97L98 236H100L99 233H101V234L103 233V232H100ZM111 230H112V231H111ZM124 230H125V229H124ZM96 231H98V234H99V235L97 234ZM13 232L16 234V232H18V231H16V232L13 231ZM31 232H32V231H31ZM31 232H29V233H31ZM34 232H35V231H34ZM109 232H108V234H109ZM122 232H123V231H122ZM14 233H11V234L14 235ZM81 233H83V232H81ZM81 233H79V234H81ZM103 234H105V233H103ZM106 234H107V233H106ZM20 235H21V234H20ZM26 235H27V234L25 233V236H26ZM92 235H93V234H92ZM92 235H91V236H92ZM9 236H10V235H9ZM16 236H17V235H16ZM107 236H108V235H107ZM18 237H19V236H18ZM168 237H169V235H168ZM7 238H8V237H7ZM7 238H6V239H7ZM85 238L87 239L88 237L85 236ZM6 239H5V240H6ZM17 240H19V242L16 241V240H14V238H12V236H11V238L9 237V239H7V243H9V245H10V244H11V245H14V247H12V248H15V249H16V246H17V247H18V246H19V247L22 246L21 243H23V242H26V243H24V244H26V245L22 246V247H21L22 249H24L25 247L30 246V245L33 244V243L35 244V242H33V240H27L26 237H23L22 239H21V238H20V239L17 238ZM34 240H35V239H34ZM149 240H150V239H149ZM161 240H162V236L156 234V235H154V236L151 238V241H152V242H155V244H149V243H148L149 245H147V246H145V247H148V246H154V247H156V244H159V243L161 242ZM13 241H14V242H13ZM15 241H16L18 244L15 243ZM61 241H62V240H61ZM76 241H77V240H76ZM147 242H148V241H147ZM37 243H38V242H37ZM16 244H17V245H16ZM142 244H143V243H142ZM142 246H143V245H142ZM145 247H142V249H144ZM8 249H9V248H8ZM19 249H20V248H19ZM11 250H14V249H11V248H10V250H9V252H8V256H9V257L13 255L12 253H14V252L10 253ZM153 250H154V249H153ZM164 251H165V250H164ZM165 253H166V251H165ZM166 254H167V253H166ZM3 255H4V254H3ZM167 255H168V254H167Z\"/></svg>","mask_w":264,"mask_h":264}]
</instances>
